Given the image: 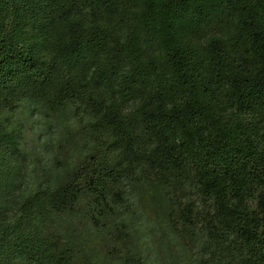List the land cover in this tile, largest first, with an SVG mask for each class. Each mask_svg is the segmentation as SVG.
Masks as SVG:
<instances>
[{"label":"trees","instance_id":"1","mask_svg":"<svg viewBox=\"0 0 264 264\" xmlns=\"http://www.w3.org/2000/svg\"><path fill=\"white\" fill-rule=\"evenodd\" d=\"M134 199L189 264H264V0H0V264H147Z\"/></svg>","mask_w":264,"mask_h":264},{"label":"rangeland","instance_id":"2","mask_svg":"<svg viewBox=\"0 0 264 264\" xmlns=\"http://www.w3.org/2000/svg\"><path fill=\"white\" fill-rule=\"evenodd\" d=\"M205 31L207 32V30ZM24 113L20 112L14 117L15 119L22 118L25 123L24 149L28 155L24 159V163L28 164L32 160L38 159L39 164H41L42 160L48 159L51 154L50 152L53 148L49 144L56 141L55 132L57 131V125L55 121L54 123L50 121L45 123L42 118H38L36 114L31 116L28 111ZM30 152H33V157H31ZM14 161L15 159L10 158L6 165ZM181 200L184 201L186 199L181 198ZM149 209L147 206L139 205L135 199L133 203H130V210L133 212L130 230L132 228L136 230H134L136 232L135 242L131 248L137 249L147 264H189L187 253H197V251L203 253L205 260L211 257L208 252L200 249V243L191 238L187 239L188 245L182 246L171 236L162 234L158 222ZM92 241L94 240L92 239ZM92 245L94 244L90 241V246ZM105 250L108 249L105 248ZM124 250V248H119L117 254H123ZM117 261H122V258L115 257L113 263L117 264Z\"/></svg>","mask_w":264,"mask_h":264}]
</instances>
